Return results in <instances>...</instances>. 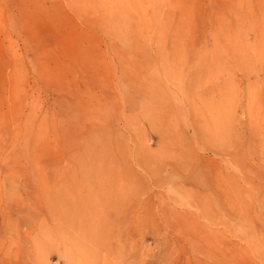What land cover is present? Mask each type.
Listing matches in <instances>:
<instances>
[{
	"label": "rangeland",
	"instance_id": "obj_1",
	"mask_svg": "<svg viewBox=\"0 0 264 264\" xmlns=\"http://www.w3.org/2000/svg\"><path fill=\"white\" fill-rule=\"evenodd\" d=\"M261 149L264 0H0V264H264Z\"/></svg>",
	"mask_w": 264,
	"mask_h": 264
},
{
	"label": "bare ground",
	"instance_id": "obj_2",
	"mask_svg": "<svg viewBox=\"0 0 264 264\" xmlns=\"http://www.w3.org/2000/svg\"><path fill=\"white\" fill-rule=\"evenodd\" d=\"M253 97H255V96H253ZM253 103H254V101H253ZM253 106H254V105H253ZM253 118H254V115H253ZM260 118H261V117H260ZM254 122H256V121H254ZM261 128H262V126H261ZM239 131H240V130H239ZM259 135H260V134H259ZM260 146H261V145H260ZM261 150H264V149H261ZM258 153H259V152H258ZM260 153H261V152H260ZM262 153H264V152H262ZM259 155H260V154H259ZM262 157H264V156H262ZM259 161H260V160H259ZM239 169H240V168H239ZM241 173H242V172H241ZM242 174H243V173H242ZM242 176H243V175H242ZM253 244H254V243H253ZM248 246H249V245H248ZM248 246H247V247H248ZM248 248H249V247H248ZM249 249H250V248H249ZM251 250H252V252L255 254L254 256L256 257V256H257V255H256L257 253L253 251V250H254L253 248H252ZM246 252H247V251H246ZM252 252H251V253H252ZM257 257H260V256H257ZM241 258H242V257H241ZM243 260H244V258H243ZM253 260H254V259H253ZM259 260H260V259H259ZM229 263H230V264H236V263H235V257H234V256H232V259H229Z\"/></svg>",
	"mask_w": 264,
	"mask_h": 264
}]
</instances>
